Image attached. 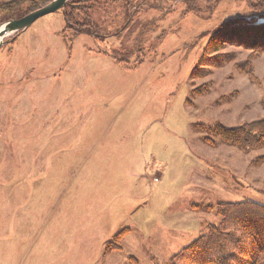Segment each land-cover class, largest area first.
Here are the masks:
<instances>
[{
  "label": "rangeland",
  "instance_id": "obj_1",
  "mask_svg": "<svg viewBox=\"0 0 264 264\" xmlns=\"http://www.w3.org/2000/svg\"><path fill=\"white\" fill-rule=\"evenodd\" d=\"M97 4L94 34L74 36L59 10L0 48V264H169L218 225L217 205H264V149L210 131L264 118V53L225 44L233 62L191 77L245 3Z\"/></svg>",
  "mask_w": 264,
  "mask_h": 264
},
{
  "label": "trees",
  "instance_id": "obj_2",
  "mask_svg": "<svg viewBox=\"0 0 264 264\" xmlns=\"http://www.w3.org/2000/svg\"><path fill=\"white\" fill-rule=\"evenodd\" d=\"M51 1L0 0V22L7 20L8 16L21 18ZM100 1L106 7L99 10L104 15L108 14L107 8L113 6L128 14L146 3V0ZM222 1L244 2L247 15L223 21L215 27L198 67L191 74L193 79L204 78L211 69L223 68L234 61L231 54H219L225 44L242 47L253 54L264 53V23L256 22L257 17L264 16V0H177L185 5L186 12L200 15L212 14ZM97 6V0H69L66 7L61 9L65 29L72 31L74 36L90 32L94 34L92 16H97ZM252 56L241 63L242 71L251 80L254 77ZM206 93V89L193 91L195 96ZM210 131L221 143L243 153L264 149V118L237 127L216 124ZM263 159L259 158L255 164ZM216 211L220 218L218 225H208L206 234L172 256L169 264H264V205L252 201L225 203L217 205ZM126 232L125 229L118 233L108 248H119L118 244ZM154 263L158 264L157 260Z\"/></svg>",
  "mask_w": 264,
  "mask_h": 264
},
{
  "label": "water",
  "instance_id": "obj_3",
  "mask_svg": "<svg viewBox=\"0 0 264 264\" xmlns=\"http://www.w3.org/2000/svg\"><path fill=\"white\" fill-rule=\"evenodd\" d=\"M69 0H52L45 6L21 17L18 19H9L0 24V48L8 43L13 42L14 38L10 41H5L7 37L18 35L30 27L37 19L46 15L55 13L66 7Z\"/></svg>",
  "mask_w": 264,
  "mask_h": 264
}]
</instances>
